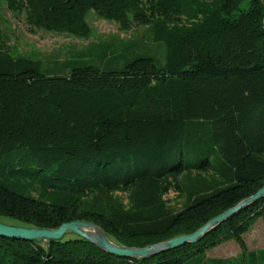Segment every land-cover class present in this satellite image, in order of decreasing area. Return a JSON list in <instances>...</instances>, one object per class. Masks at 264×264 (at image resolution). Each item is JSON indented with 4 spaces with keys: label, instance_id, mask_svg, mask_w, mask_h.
<instances>
[{
    "label": "trees",
    "instance_id": "trees-1",
    "mask_svg": "<svg viewBox=\"0 0 264 264\" xmlns=\"http://www.w3.org/2000/svg\"><path fill=\"white\" fill-rule=\"evenodd\" d=\"M243 1L0 0L31 29L87 39L92 12L125 32L150 26L166 50L165 67L140 57L120 71L47 76L0 46V220L88 222L144 248L193 234L264 188V0L235 15ZM259 219L264 198L196 244L139 260L80 237L0 236V264H205L197 257L230 241L248 254Z\"/></svg>",
    "mask_w": 264,
    "mask_h": 264
},
{
    "label": "rangeland",
    "instance_id": "rangeland-1",
    "mask_svg": "<svg viewBox=\"0 0 264 264\" xmlns=\"http://www.w3.org/2000/svg\"><path fill=\"white\" fill-rule=\"evenodd\" d=\"M250 1L244 0L235 15L247 11ZM88 22L92 33L87 39L31 29L25 24L24 17L15 16L5 2H0V46L14 57L40 61L41 72L47 76L65 75L71 69L83 66L120 71L140 57L152 58L157 65L165 67V47L155 41L150 26H133L125 32L117 23L103 20L92 12L88 15ZM168 198L176 201L173 193ZM0 222L15 228L36 229L9 219H1ZM76 238V234L69 232L63 241ZM244 240L249 252L246 255L235 241H230L207 252L206 259L197 258L205 264H211L212 259H230L231 264H264L263 219L256 222ZM195 263L191 261L188 264Z\"/></svg>",
    "mask_w": 264,
    "mask_h": 264
},
{
    "label": "water",
    "instance_id": "water-1",
    "mask_svg": "<svg viewBox=\"0 0 264 264\" xmlns=\"http://www.w3.org/2000/svg\"><path fill=\"white\" fill-rule=\"evenodd\" d=\"M264 198V188L259 190L253 196L241 201L235 207L211 219L207 224L190 235H182L158 244L144 248H130L119 245L112 241L106 233L97 225L88 222H72L63 224L57 229H21L5 225L0 222V236L13 238L17 240H44L61 241L67 233L72 232L81 239H84L95 245L102 251L121 258L146 259L158 254L180 248L186 244H196L204 238L209 232L215 230L218 226L246 210L251 205Z\"/></svg>",
    "mask_w": 264,
    "mask_h": 264
},
{
    "label": "crops",
    "instance_id": "crops-1",
    "mask_svg": "<svg viewBox=\"0 0 264 264\" xmlns=\"http://www.w3.org/2000/svg\"><path fill=\"white\" fill-rule=\"evenodd\" d=\"M213 260H216V259H213ZM217 260H219V259H217Z\"/></svg>",
    "mask_w": 264,
    "mask_h": 264
}]
</instances>
